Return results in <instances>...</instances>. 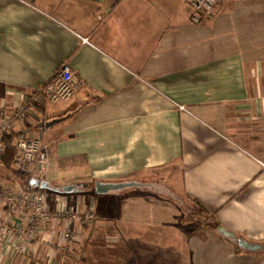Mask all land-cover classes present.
Returning a JSON list of instances; mask_svg holds the SVG:
<instances>
[{
	"label": "crops",
	"instance_id": "0c3cea01",
	"mask_svg": "<svg viewBox=\"0 0 264 264\" xmlns=\"http://www.w3.org/2000/svg\"><path fill=\"white\" fill-rule=\"evenodd\" d=\"M190 14L186 0H0V102L9 108L63 62L82 81L72 100L34 105L17 131L64 117L41 127L48 153L55 137L58 156L84 159L77 174L141 183L98 199L89 182L77 194L46 190L50 206L57 195L92 206L98 250L129 264L256 254L218 225L264 244V0H220L201 23ZM60 229L49 224L19 255L0 243V264L72 263L78 247L63 248Z\"/></svg>",
	"mask_w": 264,
	"mask_h": 264
},
{
	"label": "built area",
	"instance_id": "2783aa9c",
	"mask_svg": "<svg viewBox=\"0 0 264 264\" xmlns=\"http://www.w3.org/2000/svg\"><path fill=\"white\" fill-rule=\"evenodd\" d=\"M219 1L186 0L191 9V21L201 23L212 17ZM81 40L88 43L85 37ZM81 83L69 64L63 62L48 80L27 92L24 90L23 97L9 108L5 102H0V159L8 148H12V167L43 180L49 165L47 145L40 133L17 131L16 127L25 117L34 115V105L72 99ZM180 108L184 109L183 106ZM257 161L264 169V162ZM60 195L56 196L55 205L50 206L46 190L25 189L0 180V243L9 241L13 255L23 254L26 246L45 233L49 224L61 223L59 242L62 247L76 245L80 234L73 228L74 220L82 226L90 225L95 220L94 210L92 206L84 208L79 203L70 204L59 198Z\"/></svg>",
	"mask_w": 264,
	"mask_h": 264
},
{
	"label": "rangeland",
	"instance_id": "374dc122",
	"mask_svg": "<svg viewBox=\"0 0 264 264\" xmlns=\"http://www.w3.org/2000/svg\"><path fill=\"white\" fill-rule=\"evenodd\" d=\"M72 100V99H71ZM34 131L36 133H40L42 131L40 125H36L33 127ZM42 135V134H41ZM47 142H50V147H49V171L47 172L48 176L44 177L43 180L49 181L52 186L60 187L66 184H82L85 182H89L91 186V192H93V186L94 183L99 180L100 178L106 179L108 174H105L103 176L99 172H91L90 174H83L79 173L77 174V171L75 170V167L77 164H82L84 162V159L77 158V157H71V156H66L63 157L61 155L58 156L57 152L54 151L55 146L57 144V139L55 137L47 136L46 138ZM51 155H54L53 161L51 162ZM52 168L54 169L55 172L52 171ZM77 168V167H76ZM52 177H56L55 181H52ZM78 177V178H77ZM58 178V179H57ZM104 181V180H103ZM121 182V181H120ZM83 191V189H82ZM156 191V190H155ZM159 191V190H158ZM157 192V191H156ZM163 192V190L159 191ZM181 192V191H179ZM90 192H87L85 194H88ZM165 194V192H163ZM72 194H77L72 193ZM96 197L97 199L100 198V195H97L95 193H91ZM199 210V209H198ZM93 224V223H92ZM92 224L90 225H84V232L81 233V235L78 236V240L76 243V246L78 247V253H79V258L76 260H73L72 263H69L67 261H64L63 259H59V262L62 261L65 264H101L102 261H100L101 257L105 259V264H129L128 263V255L125 253L119 252L117 255L113 254L112 256L109 254L108 251L106 253L101 254L100 250L98 248L101 246L99 239H98V234L93 236L91 233L92 231L94 232V229ZM92 226V229L91 227ZM88 233V235H87ZM103 246V244H102ZM91 247V249H90ZM94 247V248H92ZM89 248V249H87ZM96 248L98 251H96ZM87 249V250H86ZM88 253L87 256H84V251ZM240 250V248H239ZM243 250V249H242ZM246 253H256V254H243V261L245 264H264V250L262 251H256V252H251L248 250H244ZM124 252V251H123ZM63 258L67 259V252L66 254H61L60 255ZM117 256L120 257V260L117 261ZM38 261L42 262L43 256L36 255ZM127 259V261L125 260Z\"/></svg>",
	"mask_w": 264,
	"mask_h": 264
},
{
	"label": "water",
	"instance_id": "95a60500",
	"mask_svg": "<svg viewBox=\"0 0 264 264\" xmlns=\"http://www.w3.org/2000/svg\"><path fill=\"white\" fill-rule=\"evenodd\" d=\"M64 118V117H63ZM63 118L60 117H52L49 119H46L44 121V127L47 129L56 123L60 122ZM31 184H34V186L43 189V190H51L55 193H62V194H71L82 191V189L86 188L88 186L87 183L82 184H66L60 187L52 186L50 182L46 180L39 181L38 179L34 178L31 180ZM141 183L130 180V181H121V182H102V181H96L93 186V192L95 194H106L110 191H118L124 188L128 187H137L140 186ZM217 231L221 233L226 238L230 239L233 242H236L239 247L242 249L256 252V251H262L264 250V244L259 243H249L246 240L242 239L241 237L237 236L232 231L226 230L221 225L217 226Z\"/></svg>",
	"mask_w": 264,
	"mask_h": 264
},
{
	"label": "trees",
	"instance_id": "16d2710c",
	"mask_svg": "<svg viewBox=\"0 0 264 264\" xmlns=\"http://www.w3.org/2000/svg\"><path fill=\"white\" fill-rule=\"evenodd\" d=\"M42 121L40 126L43 128ZM14 155V150L8 148L4 155L0 159V180L4 183L18 185L25 189L35 188L34 184H31V180L35 178L31 173H23L12 167V157ZM236 249L238 250V244L234 242Z\"/></svg>",
	"mask_w": 264,
	"mask_h": 264
}]
</instances>
